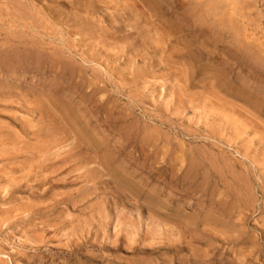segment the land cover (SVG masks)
<instances>
[{
  "label": "rangeland",
  "instance_id": "374dc122",
  "mask_svg": "<svg viewBox=\"0 0 264 264\" xmlns=\"http://www.w3.org/2000/svg\"><path fill=\"white\" fill-rule=\"evenodd\" d=\"M151 1L0 0V264H264V0Z\"/></svg>",
  "mask_w": 264,
  "mask_h": 264
},
{
  "label": "bare ground",
  "instance_id": "6f19581e",
  "mask_svg": "<svg viewBox=\"0 0 264 264\" xmlns=\"http://www.w3.org/2000/svg\"><path fill=\"white\" fill-rule=\"evenodd\" d=\"M97 1V0H96ZM100 1V0H99ZM125 1V0H124ZM144 1V0H143ZM154 1H158V2H160V6H162L163 5V8L162 9H159L158 10V12L160 13V11H161V14L163 15V16H172V15H178V17L180 16V14L179 13H182V12H179L182 8H184V6H186L185 5V3H184V1H182V0H153V1H151L150 2V5L152 6V7H154V5H155V3H154ZM218 1V0H217ZM220 1V0H219ZM244 1V0H243ZM190 2V1H189ZM189 2H187V3H189ZM195 2H197L196 0H195ZM223 2H225V0L224 1H220V3H223ZM226 2H227V0H226ZM231 2V1H230ZM110 3V2H109ZM153 3H154V5H153ZM215 3V2H214ZM219 3V2H218ZM217 3V4H218ZM232 3V2H231ZM147 4V3H146ZM158 4V3H157ZM190 4V3H189ZM192 4H194V3H192ZM196 4H198V3H195V5ZM216 4V3H215ZM125 5V4H124ZM188 5V4H187ZM205 5H206V3H205ZM210 5H212V4H210ZM209 5V6H210ZM225 5V4H224ZM239 5V4H238ZM257 5V4H256ZM146 6V5H145ZM147 6H149V4L147 5ZM159 6V5H158ZM159 6V7H160ZM197 6V5H196ZM220 6H222L221 4H220ZM236 6V5H235ZM68 7V6H67ZM194 7V6H193ZM211 7H213V6H211ZM210 7V8H211ZM218 7H219V5H218ZM224 7H227L226 5L224 6ZM149 8H150V6H149ZM187 8V7H186ZM190 8V7H189ZM238 8V7H237ZM213 9V8H212ZM235 9V8H234ZM152 10V9H151ZM190 10H191V8H190ZM189 10V11H190ZM221 10V9H220ZM188 11V12H189ZM197 11V10H196ZM216 11V10H215ZM228 11V10H227ZM16 12V11H15ZM97 12V11H96ZM101 12V11H100ZM142 12V11H141ZM154 12H155V8H154V11H153V14H154ZM187 12V11H186ZM219 12V11H218ZM13 13V12H12ZM139 13V12H138ZM149 13V12H148ZM197 13V12H196ZM203 13V12H202ZM146 14V13H145ZM161 14H159V16L161 15ZM184 14H185V12H184ZM189 14V13H188ZM221 14V13H220ZM15 15V14H14ZM121 15V14H120ZM156 16H158V14L156 15H154V16H152V14H151V17H156ZM183 15H181V17H182ZM192 16V15H191ZM194 16V15H193ZM122 17V16H121ZM139 17V16H138ZM148 17H149V15H148ZM151 17H150V19L148 18V20H151ZM180 17V18H181ZM187 17H189V16H187ZM165 19H166V17H164ZM169 18V17H168ZM167 18V19H168ZM183 18V20L185 21L186 20V22H187V24H189L188 23V20L186 19V16L184 17H182ZM194 18V17H193ZM140 19V21H141V19L143 20V18H139ZM138 19V20H139ZM190 19H191V17H190ZM189 19V20H190ZM260 19H261V17H260ZM56 20V19H55ZM60 20H61V18H60ZM69 20V19H68ZM178 20V19H177ZM181 20V19H180ZM180 20H178V21H180ZM241 20V19H240ZM243 20V19H242ZM59 21V20H58ZM62 21V20H61ZM89 21V20H88ZM233 21V20H232ZM19 22V21H18ZM86 22V21H85ZM169 22V21H168ZM171 22V21H170ZM245 22V21H244ZM148 23V22H147ZM194 23V22H193ZM192 23V25H194ZM23 24V23H22ZM89 24V23H88ZM87 24V25H88ZM136 24V23H135ZM149 24V23H148ZM154 24V23H153ZM186 24V23H185ZM187 24H186V27H187ZM218 24V23H217ZM250 24V23H249ZM84 25V24H83ZM95 25V24H94ZM180 25V24H179ZM16 26V25H15ZM136 26V25H135ZM106 27V26H105ZM142 27V26H141ZM234 27V26H233ZM26 28V27H25ZM188 28V27H187ZM86 29V28H85ZM110 29V28H109ZM115 29V28H114ZM235 29V28H234ZM242 29V28H241ZM25 30V29H24ZM46 31V30H45ZM242 31V30H241ZM240 31V32H241ZM1 32V31H0ZM38 32V31H37ZM89 32V31H88ZM137 32V31H136ZM185 32V31H184ZM259 32V31H258ZM23 33V32H22ZM60 34V33H59ZM76 34V33H75ZM88 34V33H87ZM129 34V33H128ZM194 34V33H193ZM242 34V33H241ZM17 35V34H16ZM31 35V34H30ZM39 35V34H38ZM45 35V34H44ZM82 35V34H81ZM148 35V34H147ZM161 35V34H160ZM159 35V36H160ZM249 35V34H248ZM5 36V35H4ZM32 36V35H31ZM225 36V35H224ZM47 37V36H46ZM132 37V36H131ZM226 37V36H225ZM25 38V37H24ZM67 38V37H66ZM91 38V37H90ZM150 38H151V36H150ZM149 38V39H150ZM6 39V38H5ZM103 39V38H102ZM155 39V38H154ZM125 40V39H124ZM133 40V39H132ZM192 40V39H191ZM17 41V40H16ZM79 41V40H78ZM84 41V40H83ZM120 41V40H119ZM127 41V40H126ZM134 41H135V37H134ZM140 41V39L138 40V42ZM151 41V40H150ZM169 41V40H168ZM167 41V42H168ZM144 42V41H143ZM236 42V41H235ZM46 43V42H45ZM131 43V42H130ZM194 43V42H193ZM166 44V43H165ZM180 45V44H179ZM1 46V45H0ZM251 47V46H250ZM23 49V48H22ZM245 49H247V48H245ZM249 49V48H248ZM254 49V48H253ZM260 49V48H259ZM146 50V49H145ZM144 50V51H145ZM167 50V49H166ZM261 51V50H260ZM170 53V52H169ZM233 53V52H232ZM15 56V55H14ZM138 56V55H137ZM20 57V56H19ZM142 57V56H141ZM152 57V56H151ZM163 57V56H162ZM262 57V56H261ZM68 58V57H67ZM139 58V57H138ZM137 58V59H138ZM197 58V57H196ZM229 58V57H228ZM147 59V58H146ZM149 59H150V57H149ZM208 59V58H207ZM206 59V60H207ZM212 59V58H211ZM231 59V58H230ZM13 60H15V59H13ZM140 60V59H139ZM152 60V59H151ZM172 60V59H171ZM29 61V60H28ZM160 61V60H159ZM151 62V61H150ZM197 62V61H196ZM224 62H226V61H224ZM124 63V62H123ZM131 63V62H130ZM133 63V62H132ZM222 63V62H221ZM240 63V62H239ZM238 63V64H239ZM259 63V62H258ZM6 64H8V63H6ZM144 64V63H143ZM145 64H146V62H145ZM140 65H141V63H140ZM80 66V65H79ZM1 67V66H0ZM128 67V66H127ZM126 67V68H127ZM184 67V66H183ZM240 67V66H239ZM160 68V67H159ZM238 68V67H237ZM2 68H0V71L4 74V73H6V72H4V70H1ZM178 69V68H177ZM184 69V68H183ZM239 69V68H238ZM13 70V69H12ZM11 70V71H12ZM144 70V69H143ZM26 71V70H25ZM110 71V70H109ZM136 71V70H135ZM145 71V70H144ZM9 72V71H8ZM15 72V71H14ZM16 72H18V71H16ZM15 72V73H16ZM91 72V71H90ZM146 72H148V71H146ZM140 73H141V71H140ZM155 73V72H154ZM9 74V73H8ZM18 74V73H17ZM117 74V73H116ZM131 74V73H130ZM16 75V74H15ZM251 75H252V73H251ZM13 76V75H12ZM17 77H18V75H16ZM20 76H25L24 75V72H23V74H20ZM36 76V75H35ZM184 76V75H183ZM142 77V76H141ZM187 78V77H186ZM32 79V78H31ZM41 79V78H40ZM140 79V78H139ZM237 79V78H236ZM204 80V79H203ZM238 80V79H237ZM39 81V80H38ZM178 81V80H177ZM241 81V80H240ZM244 81V80H243ZM60 82V81H59ZM127 83V82H126ZM247 83H249V82H247ZM24 84H25V82H24ZM51 84V83H50ZM258 84V83H257ZM22 85V84H21ZM44 85V84H43ZM240 85V84H239ZM245 85V84H244ZM25 86V85H24ZM30 87H33V86H31L30 85ZM91 87V86H90ZM35 88V87H34ZM10 89V88H9ZM58 89V88H57ZM69 89V88H68ZM171 89V88H170ZM181 89V88H180ZM264 90V89H263ZM47 91V90H46ZM59 91V90H58ZM251 91V90H250ZM215 92V91H214ZM21 93V92H20ZM49 93V92H48ZM53 93V92H52ZM258 93H259V91H258ZM18 94V93H17ZM50 94V93H49ZM66 94V93H65ZM209 94V93H208ZM213 94H215V93H213ZM221 95V94H220ZM264 95V94H263ZM186 96V95H185ZM188 96V95H187ZM23 97H25V96H23ZM90 97V96H89ZM32 99V98H31ZM34 100V99H33ZM37 100V99H36ZM184 100V99H183ZM13 101V100H12ZM67 101V100H66ZM217 101V100H216ZM24 102V101H23ZM207 102V101H206ZM218 102V101H217ZM223 103V102H222ZM6 104V103H5ZM25 104V103H24ZM23 104V105H24ZM46 104V103H45ZM210 104V103H209ZM214 104V103H213ZM47 105V104H46ZM67 105V104H66ZM174 105V104H173ZM230 105V104H229ZM210 106H212V104L210 105ZM214 106V105H213ZM215 107V106H214ZM220 107V106H219ZM6 108V107H5ZM176 108V107H175ZM42 109V108H41ZM49 109V108H48ZM173 109H174V107H173ZM89 110V109H88ZM227 110V109H226ZM81 111V110H80ZM207 111V110H206ZM214 111V110H213ZM35 112V111H34ZM209 112V111H208ZM32 113V112H31ZM204 113V112H203ZM231 113V112H230ZM202 114V113H201ZM208 114V113H207ZM211 114V113H210ZM213 114V113H212ZM229 115V114H228ZM209 117V116H208ZM238 117V116H237ZM85 118V117H84ZM207 118V117H206ZM233 118V117H232ZM253 118V117H252ZM15 119V118H14ZM217 119H218V117H217ZM240 119V118H239ZM156 120V119H155ZM207 120V119H206ZM213 120V119H212ZM99 121V120H98ZM16 122V121H15ZM224 122V121H223ZM146 123V122H145ZM246 123V122H245ZM19 124H21V123H19ZM61 124V123H60ZM211 124H213L212 122H211ZM228 124V123H227ZM237 124V123H236ZM235 124V125H236ZM241 124V123H240ZM239 124V125H240ZM89 126V125H88ZM100 126V125H99ZM231 126V125H230ZM56 127V126H55ZM95 127V126H94ZM61 128V127H60ZM215 128V127H214ZM51 129V128H50ZM181 130V129H180ZM172 131V130H171ZM22 132V131H21ZM32 132V131H31ZM159 132V131H158ZM1 133V132H0ZM82 135V134H81ZM108 137V136H107ZM150 138V137H149ZM168 141V140H167ZM5 142V141H4ZM110 142V141H109ZM119 143V142H118ZM152 143V142H151ZM128 144V143H127ZM110 145V144H109ZM38 146V145H37ZM117 146H119V145H117ZM130 147V146H129ZM82 149V148H81ZM115 149V148H114ZM118 150V149H117ZM38 152V151H37ZM112 152V151H111ZM116 153V152H115ZM241 154V153H240ZM20 155V154H19ZM114 155V154H113ZM24 156V155H23ZM40 156V155H39ZM120 158V157H119ZM127 158V157H126ZM252 158V157H251ZM134 159V158H133ZM52 160V159H51ZM122 160V159H121ZM86 162V161H85ZM178 162V161H177ZM176 162V163H177ZM246 163V162H245ZM249 164V163H248ZM120 165V164H119ZM159 165V164H158ZM160 166V165H159ZM254 166V165H253ZM262 166V165H261ZM121 167V166H120ZM138 167V166H137ZM256 168V167H255ZM101 170V169H100ZM209 170V169H208ZM15 171V170H14ZM143 171V170H142ZM61 172V171H60ZM126 172V171H125ZM100 173V172H99ZM149 173V172H148ZM61 174V173H60ZM192 174V173H191ZM176 175V174H175ZM131 176V175H130ZM129 176V177H130ZM17 177V176H16ZM22 177V176H21ZM24 177V176H23ZM132 177V176H131ZM140 177V176H139ZM189 178V177H188ZM3 179V178H2ZM133 179V178H132ZM195 179H197V178H195ZM83 180V179H82ZM127 180V179H126ZM128 183V182H127ZM133 183V182H132ZM196 183V182H195ZM5 184V183H4ZM69 184V183H68ZM74 184V183H73ZM77 184V183H76ZM198 184V183H197ZM56 185V184H55ZM61 185V184H60ZM129 185V184H128ZM54 186V185H53ZM145 186V185H144ZM167 186H168V184H167ZM192 186V185H191ZM120 187V186H119ZM194 187V186H193ZM38 188V187H37ZM145 188V187H144ZM171 188V187H170ZM223 188V187H222ZM125 189V188H124ZM138 189V188H137ZM209 189V188H208ZM226 190V189H225ZM81 192V191H80ZM152 192V191H151ZM207 192V191H206ZM134 193V192H133ZM142 193V192H141ZM140 193V194H141ZM173 193V192H172ZM175 193V192H174ZM136 194V193H135ZM148 194V193H147ZM183 194V193H182ZM76 195V194H75ZM155 195V194H154ZM67 196V195H66ZM224 196V195H223ZM120 197V196H119ZM185 197V196H184ZM204 197H205V195H204ZM198 198V197H197ZM130 199V198H129ZM139 199V198H138ZM230 199V198H229ZM103 200V199H102ZM144 200V199H143ZM190 200V199H189ZM212 200V199H211ZM231 200V199H230ZM247 200V199H246ZM51 202V201H50ZM90 202V201H89ZM101 202V201H100ZM234 202V201H233ZM144 203V202H143ZM100 204V203H99ZM102 204V203H101ZM142 204V203H141ZM248 204V203H247ZM51 205V204H50ZM215 205V204H214ZM239 205V204H238ZM62 206V205H61ZM104 206V205H103ZM127 206V205H126ZM228 206V205H227ZM58 207V206H57ZM76 207H78V206H76ZM21 209V208H20ZM47 209V208H46ZM241 210V209H240ZM67 211V210H66ZM242 211V210H241ZM263 211V210H262ZM125 212V211H124ZM6 213V212H5ZM49 213V212H48ZM51 213V212H50ZM122 213V212H121ZM1 215V214H0ZM155 215V214H154ZM222 215V214H221ZM31 217V216H30ZM29 217V218H30ZM216 217V216H215ZM33 218V217H32ZM94 218V217H93ZM158 218V217H157ZM34 219V218H33ZM73 219V218H72ZM215 219V218H214ZM26 220V219H25ZM79 220H80V218H79ZM229 220V219H228ZM243 222V221H242ZM100 225V224H99ZM15 226H16V224H15ZM120 226V225H119ZM81 227V226H80ZM128 227V226H127ZM132 227V226H131ZM234 228V227H233ZM10 229V228H9ZM38 229V228H37ZM264 229V228H263ZM82 230V229H81ZM119 230V229H118ZM85 231V230H84ZM243 231V230H242ZM95 232V231H94ZM97 232V231H96ZM127 233V232H126ZM137 233V232H136ZM71 234V233H70ZM121 234V233H120ZM78 235V234H77ZM127 235V234H126ZM31 236V235H30ZM69 236V235H68ZM23 237V236H22ZM245 237V236H244ZM71 238H73V237H71ZM119 238V237H118ZM40 239V238H39ZM63 239V238H62ZM129 239V238H128ZM145 239V238H144ZM228 240V239H227ZM44 241V240H43ZM41 242V241H40ZM234 242V241H233ZM239 242V241H238ZM24 244V243H23ZM38 244V243H37ZM80 244V243H79ZM238 244V243H237ZM77 245V244H76ZM41 246V245H40ZM97 246V245H96ZM45 247V246H44ZM99 247V246H98ZM117 247V246H116ZM129 247V246H128ZM131 247V246H130ZM146 247V246H145ZM30 248V247H29ZM76 248V247H75ZM161 248V247H160ZM123 249V248H122ZM136 249V248H135ZM19 250V249H18ZM39 250V249H38ZM61 250V249H60ZM53 253V252H52ZM1 254V253H0ZM28 254V253H27ZM85 254V253H84ZM5 256V255H4ZM26 257V256H25ZM91 257V256H90ZM13 258V257H12ZM18 258V257H17ZM28 258V257H27ZM30 258V257H29ZM63 259V258H62ZM73 259V258H72ZM41 260V259H40ZM101 261V260H100ZM95 262V261H94ZM18 263V262H17ZM28 263V262H27ZM30 264V263H29ZM100 264V263H99Z\"/></svg>",
  "mask_w": 264,
  "mask_h": 264
}]
</instances>
